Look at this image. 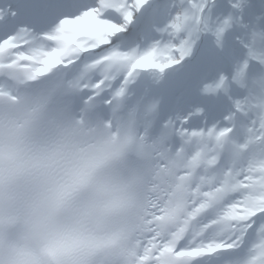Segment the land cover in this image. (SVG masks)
<instances>
[{
    "label": "snow or ice",
    "instance_id": "1",
    "mask_svg": "<svg viewBox=\"0 0 264 264\" xmlns=\"http://www.w3.org/2000/svg\"><path fill=\"white\" fill-rule=\"evenodd\" d=\"M0 264H264V0H0Z\"/></svg>",
    "mask_w": 264,
    "mask_h": 264
}]
</instances>
